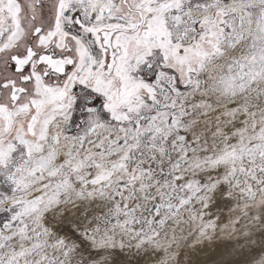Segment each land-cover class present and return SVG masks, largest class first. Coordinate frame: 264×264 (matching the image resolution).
Instances as JSON below:
<instances>
[{
	"label": "snow or ice",
	"instance_id": "obj_1",
	"mask_svg": "<svg viewBox=\"0 0 264 264\" xmlns=\"http://www.w3.org/2000/svg\"><path fill=\"white\" fill-rule=\"evenodd\" d=\"M0 264H264V0H0Z\"/></svg>",
	"mask_w": 264,
	"mask_h": 264
}]
</instances>
